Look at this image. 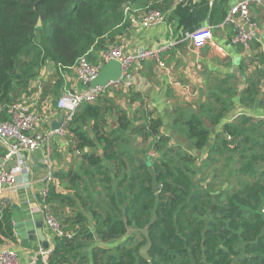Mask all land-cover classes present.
<instances>
[{
    "label": "trees",
    "instance_id": "16d2710c",
    "mask_svg": "<svg viewBox=\"0 0 264 264\" xmlns=\"http://www.w3.org/2000/svg\"><path fill=\"white\" fill-rule=\"evenodd\" d=\"M173 2L0 0V121L9 118L8 106L27 92L46 64L68 70L81 57L96 64L102 51L117 47L110 44L130 24L132 11L165 13ZM180 7L190 6L179 4L175 10ZM246 76L239 102L250 112L225 123L214 140L213 131L230 120L237 96L225 82L195 108H175L171 134H163L160 119L142 109L129 118L114 97L81 104L65 127L81 153L80 164L64 178L81 212L71 223L70 238H54L48 264H264V68ZM61 85L58 79L53 86L55 100ZM110 119L113 127L107 128ZM147 159L156 193L138 163ZM230 163L239 166L226 168ZM210 166L213 173L222 167L228 177L246 180L214 195ZM132 228H147L149 261L138 254L145 236L128 234ZM0 233L14 241L6 210H0ZM137 236L142 238L138 244Z\"/></svg>",
    "mask_w": 264,
    "mask_h": 264
},
{
    "label": "crops",
    "instance_id": "0c3cea01",
    "mask_svg": "<svg viewBox=\"0 0 264 264\" xmlns=\"http://www.w3.org/2000/svg\"><path fill=\"white\" fill-rule=\"evenodd\" d=\"M240 1L242 0H218L212 7L199 4L187 7V10L184 9L186 7L175 10L179 4L173 2L171 8L163 13L164 20L155 26L142 28L138 23L132 24L129 21L125 31L116 35L110 46L121 47L123 52L132 54L142 50L161 49V64L154 61L143 62L140 66L139 63L134 64L129 74L138 79V84L111 85L103 96L114 97L116 104L127 111L129 118H137L139 115L136 111L139 109L151 113L152 118H158L162 122L161 132L171 134L172 111L175 108L182 105L195 108L205 100L211 89L225 82L226 86L234 87L237 96L234 98V109L228 115L230 120L224 119L213 131L211 138L214 140L225 123L250 112V109L241 106L239 95L246 86V75L257 68H264V62L261 63L264 59V8L257 5L249 8L258 29L255 40L247 50L232 45V29L222 25L229 9ZM208 31L212 35L211 41L197 46L193 39L201 41ZM94 56L97 59L98 52ZM58 79H61L62 84L61 95L67 91L76 93L85 89L77 81L73 68L59 70L48 63L41 69L39 77L28 88L29 93L20 99L25 101L30 110L41 116L37 131L44 136V141L32 153L19 151L24 164L17 175L16 188L14 191H0V210H6L11 215L12 228L16 223L30 221L33 226L42 225L48 237L49 248L44 250L36 237L33 241L22 244L14 229V241L2 237L0 233V251L15 252L21 263L48 264V257L42 252L52 250L55 237L43 222L41 209L45 190L48 193L47 203L49 202L48 205L64 232L73 235L70 232L71 223L81 212L78 200L73 191L66 188L64 179L77 167L81 153L75 149L71 133H55L52 130V123L60 122L61 119L64 121L66 114L57 109L58 99L55 100L52 95L53 86ZM131 94L140 95L133 99ZM263 117L264 110L260 118ZM112 121H107V128L113 127ZM137 123L139 121L135 122ZM5 154L6 148L0 142V158ZM203 155L204 153L201 157ZM16 163L17 157H13L4 162V167L11 170ZM85 219L93 229L94 222L90 215L85 214ZM74 228L77 229V226ZM96 246L99 247V242H96Z\"/></svg>",
    "mask_w": 264,
    "mask_h": 264
},
{
    "label": "built area",
    "instance_id": "2783aa9c",
    "mask_svg": "<svg viewBox=\"0 0 264 264\" xmlns=\"http://www.w3.org/2000/svg\"><path fill=\"white\" fill-rule=\"evenodd\" d=\"M218 0H175L182 6H195L202 2H207L211 5ZM251 5H257L264 8V0H242L233 5L226 15L222 25L228 26L232 29V36L230 38L231 44L242 47L247 50L253 43L256 37L257 25L253 22L249 8ZM129 19L132 24L138 23L142 28H149L155 26L164 20L162 12L146 8L142 13L132 11L129 14ZM212 35L208 31L207 36L201 41L194 40V43L199 46L211 41ZM164 49V47H163ZM163 50H142L138 53H125L121 47H109L100 53L98 63L91 64L85 57H81L73 68L74 74L78 82L85 86V89L80 92H64L56 101V107L59 110L65 111L64 123H67L74 111L85 102H94L106 92L107 87L88 88V84L93 80L104 64L112 59L117 61L122 69L123 77L115 84L123 83L124 77H130L129 70L134 64L139 66L143 62L154 61L160 63V54ZM127 85V84H126ZM130 86V85H127ZM7 120L0 121V142L6 148V154L0 158V191L5 189L15 190L17 184V175L22 170L24 164L19 151H27L29 153L37 150L44 141V136L37 131V126L41 123V116L34 110H30L23 99H18L8 106ZM62 126L54 130L55 133H64L65 127ZM17 157L16 166L11 170L4 168V162ZM49 180V179H48ZM48 193L44 191V199L42 203V217L46 228L53 233L54 237H67L72 235L62 230L58 218L55 216L52 208L47 203ZM50 251L42 252V254L49 257ZM0 264H35V263H21L15 252L11 250L0 251Z\"/></svg>",
    "mask_w": 264,
    "mask_h": 264
},
{
    "label": "water",
    "instance_id": "95a60500",
    "mask_svg": "<svg viewBox=\"0 0 264 264\" xmlns=\"http://www.w3.org/2000/svg\"><path fill=\"white\" fill-rule=\"evenodd\" d=\"M40 25V21L37 22V26ZM123 77V72L121 69L120 64L115 60H108L104 66L101 68V70L98 72L97 76L91 80V82L88 84V88H96V87H107L109 85L115 84L121 80ZM123 83L127 85H133L138 84V79L134 77H124ZM63 124V119H61L60 122L52 123V130L59 129ZM140 167H145L148 171V173L151 176V186H152V192H157V185H156V175L152 169L151 162L149 159L146 161H138ZM35 226V227H34ZM32 225V222L25 221L16 223L13 225V229L15 232L16 237L21 241L22 244H25L27 242L33 241L36 237L39 242H41V248L44 250H47L49 248L48 244V237L45 234L42 225ZM133 233H141L145 236L146 244L141 247L138 251V254L141 258H143L146 261H149L148 251L151 248V241L148 237V231L147 228L143 229H136L132 228L128 230V234Z\"/></svg>",
    "mask_w": 264,
    "mask_h": 264
},
{
    "label": "rangeland",
    "instance_id": "374dc122",
    "mask_svg": "<svg viewBox=\"0 0 264 264\" xmlns=\"http://www.w3.org/2000/svg\"><path fill=\"white\" fill-rule=\"evenodd\" d=\"M47 65V64H46ZM45 65V66H46ZM40 74V72H39ZM39 74L38 76L35 78V80L39 77ZM29 93V90H27V92L22 95V96H26L27 94ZM21 96V97H22ZM255 119H258L257 117L254 116ZM257 150V149H256ZM151 156H155L153 153H149ZM80 164V162L77 163V166ZM239 165H234V164H231L230 163V166L229 167H226L228 169H237ZM264 166V165H263ZM5 168V167H4ZM213 170L214 168L213 167H208L207 168V171L211 173V178H210V183H211V188H210V191L212 192V194H217L219 193L220 191L222 190H233V189H236L238 187V184L239 182H244V180L246 179H240V178H237V177H228L227 175V169L225 168H222L220 167L218 169V171L215 173H213ZM212 171V172H211ZM213 173V174H212ZM140 236H137V238L134 240L135 243H140L142 241V238H139ZM145 245L142 244L139 249L141 247H143ZM139 251V250H138Z\"/></svg>",
    "mask_w": 264,
    "mask_h": 264
}]
</instances>
